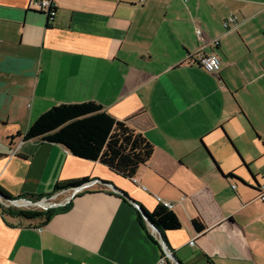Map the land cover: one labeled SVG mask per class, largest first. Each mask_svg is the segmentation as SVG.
Wrapping results in <instances>:
<instances>
[{
    "label": "crops",
    "instance_id": "obj_1",
    "mask_svg": "<svg viewBox=\"0 0 264 264\" xmlns=\"http://www.w3.org/2000/svg\"><path fill=\"white\" fill-rule=\"evenodd\" d=\"M53 1L49 21L34 0H0V191L59 187L63 200L70 185L97 183L45 223L0 210V264H163L164 246L170 264H264V0ZM206 54L219 72L199 64ZM84 101L154 146L133 179L16 136ZM162 200L182 223L167 242L139 215Z\"/></svg>",
    "mask_w": 264,
    "mask_h": 264
},
{
    "label": "trees",
    "instance_id": "obj_2",
    "mask_svg": "<svg viewBox=\"0 0 264 264\" xmlns=\"http://www.w3.org/2000/svg\"><path fill=\"white\" fill-rule=\"evenodd\" d=\"M51 10L49 9V11ZM36 11L46 13L44 10ZM16 136L23 137L24 140L40 139L44 142L63 145L75 156L99 161L126 179H133L138 169L147 165L154 153V146L146 137L130 128L127 121L114 118L101 104L95 101L64 103L53 106L40 115L25 133L18 132ZM225 177L227 179L236 178V175L234 172H230ZM87 181L70 186L77 187ZM59 190L61 189L56 187L53 193L47 195L26 193L9 198H27L37 201L43 197H50ZM256 190L258 194L261 193L259 187ZM120 192L122 198L133 201L126 192L122 190ZM0 193L2 192L0 191ZM71 203L72 201L65 206L49 209L22 208L0 203V210L20 219L39 220L45 223L55 215L67 211ZM139 208L140 218L141 212L144 213L164 234L166 242V232L179 230L182 227L177 214L163 203H159L152 212L141 204H139ZM192 224L198 233L206 230V224L200 217L194 218ZM207 264H211V262L208 260Z\"/></svg>",
    "mask_w": 264,
    "mask_h": 264
},
{
    "label": "built area",
    "instance_id": "obj_3",
    "mask_svg": "<svg viewBox=\"0 0 264 264\" xmlns=\"http://www.w3.org/2000/svg\"><path fill=\"white\" fill-rule=\"evenodd\" d=\"M33 4L37 8L36 10L46 11L45 15L48 17L49 21H52L55 18L56 13H57V8H56L53 0H34ZM54 8H56V9H54ZM49 9H52V10L49 11ZM231 23L236 24L237 23V17L232 16V17H229L228 19H226L225 26L230 27ZM197 34H198L199 38L202 39V41H205L203 31L201 29H198ZM199 64L205 70H207L210 73L219 72L220 69L222 68V60L218 54L203 55L199 60ZM96 183H97V181H87L80 186L73 187L69 196L65 197L63 200H59V197L61 195H63V193L57 192L50 197H43L37 201H33V200H30L27 198H19V199H16L14 201H7V202L5 201L6 203L5 204L3 203V205H6V206L11 205V206H15V207H27L30 205L25 206L24 203L29 202L30 204H32V206H34V205L40 206L41 209L42 208L43 209H49V208L58 207V206H65V205L69 204L70 201H72V199L75 196H77L80 192H83L85 190L93 188L96 185ZM259 188L261 191L259 196L264 197V182H262L259 185ZM0 201H2L1 198H0ZM39 203H45V205L44 204L38 205ZM161 203H163L168 208L172 209V207H173V204L169 201L162 200ZM34 209H38V208H34ZM190 243L193 244L194 240H191ZM173 257H174L173 251H171V249H169L168 247L164 246L160 262L163 264H170V262L173 261Z\"/></svg>",
    "mask_w": 264,
    "mask_h": 264
},
{
    "label": "water",
    "instance_id": "obj_4",
    "mask_svg": "<svg viewBox=\"0 0 264 264\" xmlns=\"http://www.w3.org/2000/svg\"><path fill=\"white\" fill-rule=\"evenodd\" d=\"M111 189H113L114 191H118V189L117 188H115L114 186H111ZM120 192V191H119ZM0 198L1 199H3V200H5L6 202L7 201H14V200H16V199H11V198H9V197H6L5 195H3L2 193H0ZM145 215V214H144ZM145 217L147 218V216L145 215ZM148 219V218H147ZM148 223H149V225L150 226H152V227H155L156 229H158L149 219H148Z\"/></svg>",
    "mask_w": 264,
    "mask_h": 264
},
{
    "label": "rangeland",
    "instance_id": "obj_5",
    "mask_svg": "<svg viewBox=\"0 0 264 264\" xmlns=\"http://www.w3.org/2000/svg\"><path fill=\"white\" fill-rule=\"evenodd\" d=\"M63 196H64V195H61V196L59 197V200L62 199ZM3 202H4V204L6 203L5 201H3ZM43 204H44V203H43ZM27 205H29V204H27ZM27 205H25V206H27ZM44 205H45V204H44ZM22 208H38V209H41V207H40V206H37V205H34V206L30 205V206L22 207ZM42 209H43V208H42Z\"/></svg>",
    "mask_w": 264,
    "mask_h": 264
},
{
    "label": "bare ground",
    "instance_id": "obj_6",
    "mask_svg": "<svg viewBox=\"0 0 264 264\" xmlns=\"http://www.w3.org/2000/svg\"><path fill=\"white\" fill-rule=\"evenodd\" d=\"M27 204H29V205H32V204H30L29 202H25L24 203V205H27ZM43 203H39L38 205H42ZM45 204V203H44Z\"/></svg>",
    "mask_w": 264,
    "mask_h": 264
},
{
    "label": "flooded vegetation",
    "instance_id": "obj_7",
    "mask_svg": "<svg viewBox=\"0 0 264 264\" xmlns=\"http://www.w3.org/2000/svg\"><path fill=\"white\" fill-rule=\"evenodd\" d=\"M3 201H5V200L2 199V201H0V203H4Z\"/></svg>",
    "mask_w": 264,
    "mask_h": 264
}]
</instances>
